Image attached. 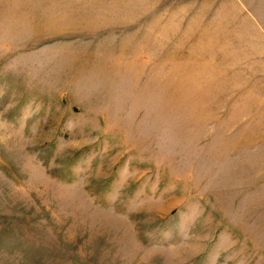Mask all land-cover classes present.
Wrapping results in <instances>:
<instances>
[{
	"label": "rangeland",
	"instance_id": "1",
	"mask_svg": "<svg viewBox=\"0 0 264 264\" xmlns=\"http://www.w3.org/2000/svg\"><path fill=\"white\" fill-rule=\"evenodd\" d=\"M0 264H264V0H0Z\"/></svg>",
	"mask_w": 264,
	"mask_h": 264
}]
</instances>
